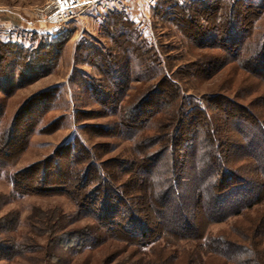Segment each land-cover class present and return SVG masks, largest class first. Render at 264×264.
Segmentation results:
<instances>
[{
  "label": "rangeland",
  "instance_id": "374dc122",
  "mask_svg": "<svg viewBox=\"0 0 264 264\" xmlns=\"http://www.w3.org/2000/svg\"><path fill=\"white\" fill-rule=\"evenodd\" d=\"M48 1L0 0V51L5 44L17 45L26 51L22 53L12 50L0 55L4 60V63L0 62V142L19 111L22 112L23 118L28 115V108L24 105L28 100H43L40 93L52 87L58 92L54 100L47 102L49 108L41 116L35 120L29 117L26 120L21 118V121L18 119V133L26 134H23L22 139H15L6 147H2L0 143V162H7L0 174V264H136L138 261L145 263L148 259L155 258L161 250L181 254L184 257L183 261H179L181 264L190 260L199 264L194 254L200 250V244L195 242L173 244L159 240L140 250L132 241L120 235L112 236L100 228L96 220L88 214L89 208L83 210L82 204L77 200L76 196L81 197L85 192L83 186H80L81 183L76 182L73 177L65 178L64 175L62 178L53 172L51 161L57 159L65 173V164L72 163L64 146L83 149L82 154L78 152L72 169H88L90 164L94 163L100 166L101 171L95 173L93 167L89 168L95 178L86 189L100 193V186H96V181L104 178L114 188H121L125 198L142 195L148 184L143 186L134 179V172L137 170L134 162L146 160L147 156L153 153L162 154L164 144H156L152 140L150 145L153 146L148 142L146 144L150 146L148 149L139 148L137 141L143 137L162 134L164 128L170 131L175 119V110H178L183 100L186 103L191 99L198 101L209 115L213 126L216 118L220 119L226 115L225 112H218V109H224V99L248 110L264 122V74L254 76L236 62H227L223 67L217 66L208 73L202 72L200 68L208 65L212 59L225 58L223 52L214 48H197L188 38L189 28L176 29L164 19L167 11L156 9L159 0H94L92 4L76 10L68 21L60 24L43 22L40 11ZM178 1L184 4L189 2ZM244 1L251 2L254 6L264 5V0ZM236 2L237 0L222 1L221 19L228 18L234 6L239 7ZM187 6L192 8L193 5ZM193 7L196 10V6ZM187 11L188 15L193 17L191 9ZM110 13L121 14V21L124 23L122 18H125V24L120 26L117 23L118 15L109 19ZM196 17V23H199L197 28L206 25L202 22V18H206L205 14L201 13ZM251 21L252 27L249 23ZM247 23L249 42H263L264 9L260 16L250 15L246 19L245 24ZM216 25H219L216 20L208 19V28L214 29ZM195 26L191 28L188 25L193 31ZM106 31L116 38L118 34L123 33L125 38L129 39L128 44L122 41V38L114 44L106 37ZM133 41L136 45L140 44L138 47L141 46L142 49L132 53L129 67L133 80L130 83L131 88L121 102L120 110L123 111L135 103L162 76L174 82L180 93V100L174 99L177 101L175 105L166 107L164 113L154 116L151 122L153 126L159 125L158 130L152 126L137 140L130 141L121 134L122 130L116 128L118 117L98 104L81 88L79 81L82 77L86 79L88 86H95L102 91L110 87L107 80H102L94 59L90 58L94 50L85 48L90 47L89 45H105L106 53L123 57L120 54L122 49L132 47ZM47 44L58 49L54 65L50 64L51 68L44 75L27 79L32 70L25 69L22 65L25 61L28 62V57L30 60L36 57L41 48L47 49ZM18 54L24 58L23 61ZM110 61L114 60L111 58ZM151 61L155 67L157 63V67L142 75L143 66H150ZM193 63L196 66H192ZM19 77L20 82L16 85ZM163 87L169 88L167 85ZM170 100L174 103L173 99ZM233 113L239 115L242 111L235 108ZM29 122H32V126H29L33 134L29 127V131L25 128ZM5 153L8 155L5 156ZM163 157L166 161L169 158L168 154ZM109 161H117L114 168L116 164L127 165V162L131 161L133 166H126L121 171V166L116 167V173L113 167L109 168L111 164H104ZM241 165L239 162L234 166ZM159 171L161 172V169ZM98 176L99 179L96 180ZM126 183L133 184L126 188ZM133 199L130 198L129 201ZM86 202L93 201L88 199ZM91 206L92 203L89 204V207ZM263 214L264 205L257 206L243 215L210 225L206 235L213 238L225 236L242 244L243 235L247 233L250 237L251 224ZM87 230L96 238V244L93 246L83 241L82 235ZM221 263V259L214 257L207 264Z\"/></svg>",
  "mask_w": 264,
  "mask_h": 264
},
{
  "label": "trees",
  "instance_id": "16d2710c",
  "mask_svg": "<svg viewBox=\"0 0 264 264\" xmlns=\"http://www.w3.org/2000/svg\"><path fill=\"white\" fill-rule=\"evenodd\" d=\"M222 1L224 0H189L188 4H184L178 0H159L156 9L160 11L165 9L167 16L164 15V19L172 23L176 29L186 28L188 30L189 28L188 38L197 48H214L223 52L225 58L212 59L208 65L200 68L202 72L208 73L217 66V68L223 67L227 62H236L243 70H248L254 76L264 74V40L255 44L249 42V27H247L248 23L245 24L250 15L260 16L264 5L254 6L251 2L237 0L239 7L234 6L228 18L221 19L220 4ZM187 5L196 6V10L193 6L190 8ZM187 8L194 13L193 17L188 15ZM249 11H251L250 15ZM201 13L206 15L205 19L202 18V22L206 25L197 28L199 23H196V16ZM117 15V23L123 26L126 20L122 18L124 23L123 20L121 21V14L110 13L108 17L113 19ZM210 18L216 20L220 26L216 25L214 29L208 28L207 23ZM249 23L252 27V21ZM188 25L191 28L196 25L194 31ZM106 34L108 40L114 44L119 41V38L127 44L129 42L123 33L118 34L117 38L108 31ZM132 44V47L122 49L120 54L123 57L110 52L106 53L105 45H100L101 48L89 45L90 47L85 49L94 50L90 58L94 59L102 80H107L110 87L102 91L95 86H88L86 79L82 77L79 81L81 88L98 104L113 116L118 117L116 128L119 131L122 130L121 134L130 141L137 140L142 133L150 130L154 116L164 113L166 107L175 105L178 99L180 100V93L174 82L162 76L135 103L123 111L120 110L121 102L131 88L130 83L133 80L129 67L132 53L138 51L139 48L142 49L141 46L138 47L140 44L136 45L134 41ZM2 48L0 55L2 52L10 53L12 50L26 53L17 45L5 44ZM45 48L47 49L41 48L32 60L28 57V62L25 61L22 65L23 68L32 70V74L26 77L27 79L44 75L51 68L50 64L54 65L58 49L51 44H47ZM37 50L32 54L34 55ZM110 57L114 60L113 62L110 61ZM19 58L24 60L20 55ZM0 62L4 63V60L0 58ZM121 62L124 64L120 65ZM154 62L157 61L154 60ZM152 63L153 61L150 62V66H143L142 75L150 73L157 67V63L156 67ZM192 66L196 65L193 63ZM20 79L19 77L16 85ZM164 85L169 88L165 89ZM57 94V89L52 87L40 93L46 103L43 100L33 101L34 98L28 100L24 104L28 108V115L23 118L22 112L17 113L8 130L4 132L6 133L3 136L4 142L3 140L0 142L2 147H6L7 144L11 145L15 139L19 141L24 137V132L22 135L18 133L16 127L18 119L21 121V118L26 120L29 117L35 120L48 110L49 103L47 102L51 101L50 99L54 100ZM170 99H177V101L174 100L173 103ZM222 103L225 104L224 109H218V112H225L226 115L220 119L216 118L215 126H213L209 115L198 101L191 99L186 103L183 100L181 106L178 103V107L180 106L178 110H175V119L170 126V131L164 128L161 131L162 134L143 137L137 141L139 148L148 149L153 146L150 145L152 140L156 144L163 142L164 151L158 155L150 154L146 160L139 163L134 162L137 166L134 179L143 186L148 184V187L146 191L143 190L142 195L130 197L134 198L131 201H129L130 198L122 195L120 187V189L114 188L107 179L101 178L100 180V175L96 179H99L96 181L98 182L96 186H100L98 189L100 193L96 194L93 190L86 189L95 178V174L89 168L93 167L95 173L101 171L100 166L94 163H91L88 169L80 171L72 169L78 152L82 154L83 149L64 146L72 164L64 163L67 168L64 173L65 170L62 169L60 162L55 159L51 161V169L62 178L64 175L65 178L73 177L76 182L81 183L80 186H83L85 192L81 197L76 196L77 200L82 204L83 210L86 211L87 207L89 208L88 214L96 220L100 228L112 236L120 235L132 241V244L140 250L159 240L173 244L195 242L200 244L198 245L200 250L194 254L199 264H207L214 257L221 259L223 261L221 264H264V214L251 224V235L250 237L247 233L243 235L242 244L225 236L213 238L206 235L210 225L238 217L246 211L264 205V122L233 102L224 99ZM235 108H240L242 113L234 114L233 109ZM1 115L0 109V117ZM29 124L32 126V122H29L28 125L26 123L25 128L33 134ZM157 126L159 125L155 124L153 127L156 129ZM147 142L150 146L146 145ZM8 153H5V156ZM164 154L169 156L167 161L163 159ZM145 161H147L146 165ZM115 162L117 163V161H109L104 164H111L109 168L112 169ZM239 162L242 163L241 167H235L234 165ZM6 165V161L0 162V174ZM120 166L121 171L126 166L132 167L133 164L132 161L127 162V165L126 163L116 164L114 168L116 173ZM15 182L14 180V184ZM40 182L42 183L43 180ZM133 183H126V188ZM88 199L93 201L91 207H89L91 203L86 202ZM82 238L84 242L92 246L96 244V238L88 230ZM191 257L193 258L192 254ZM183 260L184 257L181 254L161 250L155 258H150L145 263L138 261L136 264H170L173 261L181 264ZM186 264H194V261L190 260Z\"/></svg>",
  "mask_w": 264,
  "mask_h": 264
},
{
  "label": "built area",
  "instance_id": "2783aa9c",
  "mask_svg": "<svg viewBox=\"0 0 264 264\" xmlns=\"http://www.w3.org/2000/svg\"><path fill=\"white\" fill-rule=\"evenodd\" d=\"M94 0H49L41 9L43 22L48 24H60L68 21L72 15Z\"/></svg>",
  "mask_w": 264,
  "mask_h": 264
}]
</instances>
